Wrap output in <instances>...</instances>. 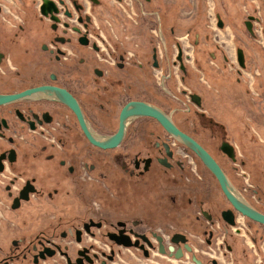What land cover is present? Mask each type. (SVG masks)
I'll use <instances>...</instances> for the list:
<instances>
[{
  "label": "flooded vegetation",
  "instance_id": "flooded-vegetation-1",
  "mask_svg": "<svg viewBox=\"0 0 264 264\" xmlns=\"http://www.w3.org/2000/svg\"><path fill=\"white\" fill-rule=\"evenodd\" d=\"M54 1L59 10L55 13L58 21H54L51 14H42L41 0L38 13L44 22L9 24L5 23V0H0V94H18L41 86L65 88L77 99L92 126L103 134L118 130L120 112L129 101H148L170 112L165 105L154 100L129 97L138 87L139 66H145L139 65L138 57L129 63L124 53L118 54L116 61L111 63L110 54L100 44L105 40H98L97 36L102 34L95 32L86 1ZM89 2L96 5L101 0ZM24 37L26 39L21 42ZM100 52L104 53L102 58L98 56ZM164 57L157 47H151L145 62L149 68H159ZM176 57L175 63H181L182 70L186 72L182 49L178 50ZM128 65H131L130 69ZM170 77L173 76L165 73L163 87H168L166 80ZM149 78L151 90L153 78L150 74ZM193 94H190V100L198 105ZM91 101L98 102L103 113L108 111L105 106L124 102L115 120L116 127L109 131L100 128L90 114L88 106ZM174 110L175 122L189 133L178 120L179 108ZM105 119L113 124L114 115L111 116L110 112ZM141 119L154 120L160 126V132L152 131L151 136L138 134L143 128L135 126V123ZM150 137L153 140H146L147 146L134 154L115 151L125 146L129 138L133 141ZM185 148L152 117L137 118L130 123L119 145L103 149L89 141L75 112L62 102L25 96L0 104V264H70L69 259L74 264H159L160 261L162 264H221L206 251L203 253L208 257H201L188 232H164L153 227L148 219L132 217L131 214L112 217L105 212H90L89 208L79 209L76 213L64 211V208L60 213L57 210L59 205L69 208L73 205L71 200H57L59 191L70 193L84 189L90 175L99 170L100 159L107 151L112 156L107 160L118 166L123 177L146 179L153 176L154 179L178 170L183 178V173L190 166L179 150L193 158L198 157ZM90 158L95 161L90 162ZM102 174L99 177L103 179L106 174ZM171 177L175 178L174 175ZM230 206L228 209L233 208L231 203ZM213 212L212 208L203 210L209 223L215 220ZM223 222L232 229L231 224ZM214 229L205 230V244L208 246L214 244ZM175 234H183L187 240L175 243ZM88 237L100 241H89ZM121 240H131L134 245L118 244ZM252 242L255 244L253 238ZM101 243H106V246ZM162 245L165 252L161 251ZM190 247L191 250L188 249ZM226 248L229 251L228 246ZM180 250L183 255L177 258L176 253ZM143 259L148 262H143Z\"/></svg>",
  "mask_w": 264,
  "mask_h": 264
},
{
  "label": "rangeland",
  "instance_id": "rangeland-1",
  "mask_svg": "<svg viewBox=\"0 0 264 264\" xmlns=\"http://www.w3.org/2000/svg\"><path fill=\"white\" fill-rule=\"evenodd\" d=\"M26 1L29 6L26 5ZM40 1L5 0V23H25L27 16L25 14L28 11L32 15L31 22H44L40 19L41 16L38 13ZM84 1H86L89 14L93 17L95 32L102 34V36H97L98 40H105L104 44H100L110 54L111 63L116 61L118 54L124 53L129 63L133 61V58L138 57L139 65L142 63L145 66V68L139 66L138 87L136 86L135 92H131L129 97L132 99L154 100L156 103L165 105L170 112L175 107L176 109L179 108L180 113L177 115L183 121L181 123L182 127H185L189 133L198 138L216 156L237 189L255 207L264 212V142L259 140L257 126L249 124L247 128L243 129L241 126L238 130L236 129V131L230 133L229 127L216 123L215 119L219 120L220 118L214 115L215 106L217 105L215 100L223 96V103L228 102L224 95H216V89L220 90V88L212 84L209 86L208 83H205L201 87L205 94L204 105L198 106L190 100V94L198 89L199 78L200 81H205L203 73L198 75V78L193 75L196 52L199 50L196 39L202 34H207L214 44L221 45V48L224 49L227 61L224 62L223 69L225 71L227 69L229 72L226 71L225 74L223 71V76L228 74L231 77L233 72L240 71L244 79L243 82L248 85V88H251V94L254 97L257 96L258 92L254 89L255 77L258 75L257 68L240 67L236 60V47L233 45L231 49L229 48V37L225 33L227 32L230 35L232 30L235 38L240 41L238 42L239 47L246 52L250 50L251 55L261 53L264 56V0H187L178 17L173 14L175 7L171 3L173 0H149L150 2L140 0L143 2L144 10L150 11L151 8L152 13V8L160 10V15L148 16L140 14L143 7L136 0H101L96 5L89 2V0ZM146 5L149 6V10L146 9ZM162 6L172 7V13L164 10L167 12L163 11V15L161 13ZM220 18L224 22L223 28L218 25ZM159 27L162 29L165 44L162 41ZM171 27L174 29L173 32H170ZM170 33L173 34L170 35ZM168 35L171 40H168ZM25 39L26 37L22 38L21 42ZM151 47H157L160 54L165 55L159 68H149L148 62H145L150 55ZM181 49L185 55L186 72L182 70L181 63H175L178 59L176 57L178 50ZM102 54L104 53H99V58H102ZM208 63L217 66L211 57H209ZM131 65H128L129 69ZM165 73L173 76L166 80L168 87L162 86ZM149 74L153 78V88L151 90L149 89ZM161 87L164 90H161ZM166 91L170 94H167ZM173 91L179 94V97L174 96ZM223 91L221 90L222 94H224ZM101 101L104 102L105 100ZM122 104L124 102L113 104L111 107L105 106V109L108 110L106 113L101 111L98 102L94 101L92 103L91 101L88 107L90 114L100 124V128L109 131L117 125L115 120ZM255 106L257 107V105ZM235 107L242 106L240 102H236ZM257 110L262 112L257 108L250 113L255 120L258 117ZM110 112L111 116L114 115L113 124L105 119L106 116L110 115ZM202 113L205 116H202ZM211 114L216 117H211L215 122L210 121ZM262 120L261 117L259 122H263ZM183 124L185 125L183 126ZM135 126L143 128L138 132L142 136H151L153 135L152 131L160 132V126L154 123L152 119L138 120ZM164 135L166 136L165 133ZM130 139L127 140L125 146L115 151L134 154L139 150H143L144 146H147L148 142L153 140L152 137L149 139L135 138L133 141ZM223 141L234 146L235 159L229 157L221 149ZM179 152L186 156L188 166H190L183 173V178L178 174V170H173L166 175H161L160 178L152 179L153 176H148L146 179H140L123 177L118 166L112 160H110L111 162L107 160L112 157L111 152L107 151L100 159L98 166L100 171L96 170L94 174L90 175L85 187L83 186L84 189L72 190L70 193L59 191L57 200H71V204L74 206L72 205L69 208L59 205L57 210L60 213L61 208H64V211L76 213L79 209L89 208L90 212H105L112 217L120 214H131L132 217L145 218L149 220L153 227L164 232L166 230L188 232L201 257L205 259L207 255L203 251H206L209 254H216L215 259L217 258L220 263L224 262V257L227 264H230L231 252L226 250L227 244L225 243L228 228L226 224L224 227L222 218V211L231 208L230 203L224 196L218 181L202 161L198 157L193 158L187 155L188 153L182 150H179ZM89 160L90 162L95 161L93 158ZM105 160L109 163H106ZM109 171L110 175H108ZM102 173L106 174L103 179L99 177V174ZM173 175L175 176L174 179L171 177ZM172 198H175V200ZM211 208L214 210L213 217L215 220L209 223L203 210ZM236 216L239 227L243 226L248 237L241 232H235L232 229L231 231L241 235L248 245H255L248 233L251 231L250 227L258 225L264 228V225L255 223L243 216L239 217L240 213H236ZM209 228H215L214 244L212 246L205 244V230ZM166 235L168 234L166 233ZM202 236H204V239L201 238ZM87 239L89 241H100L93 237ZM105 244L101 243L104 247ZM121 259L124 258L121 257ZM143 262L148 261L143 259ZM159 264H162V262L160 261Z\"/></svg>",
  "mask_w": 264,
  "mask_h": 264
},
{
  "label": "crops",
  "instance_id": "crops-1",
  "mask_svg": "<svg viewBox=\"0 0 264 264\" xmlns=\"http://www.w3.org/2000/svg\"><path fill=\"white\" fill-rule=\"evenodd\" d=\"M140 6L143 7V2L140 0H136ZM147 0L146 2H148ZM150 2V1H149ZM187 0H173L172 5H175L173 14L178 17V14L180 11L183 9V6H185ZM170 3V4H171ZM196 3V2H195ZM168 4V5H170ZM197 4V3H196ZM26 5L29 6V3L26 1ZM152 6V5H150ZM167 6V5H166ZM233 6V5H232ZM149 6L146 5V9H148ZM177 7V8H176ZM26 8V7H25ZM139 9V8H137ZM140 10V9H139ZM153 13L151 11H146L144 10V7L142 9V12L140 11L141 15H160V10L159 9H153ZM170 11L172 13V7H163L162 6V14L164 15V12ZM164 11V12H163ZM176 14H175V13ZM26 22L28 23H33L32 21V15L28 11L26 12ZM171 16V15H170ZM200 16V14H198ZM30 21V22H29ZM180 21V19H179ZM167 22V21H166ZM222 22V24H220ZM180 24V23H179ZM165 25V21H164ZM218 25L223 28L224 27V22L222 18L218 21ZM172 28V27H171ZM172 30V31H171ZM170 32H173L174 29L172 28ZM173 33H170L172 35ZM229 37V43L230 46L229 48L233 45H235L236 49V60L240 67L242 65L240 64L239 61V51L243 52V60H244V68H257L258 75L255 77V84H254V89L257 90L258 94L257 96H253L251 93V88H248V85L244 83V79L241 76L242 73L240 74V71L238 72H233L231 77L227 75L223 76L226 71L229 72V70L226 69V71L223 69L224 62L227 61V55L224 53V49L221 48V45L214 44L210 38H208V35L202 34L199 38L196 39L197 42V47L198 51L196 52V57H195V67L193 70V75L197 76L202 74L204 75V82L198 81V89L194 90V93L199 95L202 101V105L205 103V94L204 91L201 89L205 83H208L209 86L211 84L213 86H216L219 89H216V95H224L228 103H223V96L221 98L216 99L217 105L215 106V113L214 115L216 117H219L220 119L218 120L215 116L210 115V121L216 123H220L227 128L229 127V132L232 133L238 130L239 128H247V126L250 124L251 126L256 125L257 126V132H258V137L259 140L264 142V56L260 54H255L251 55L250 50L248 52L244 51L241 47H239L237 38L233 35V32L231 30L230 35L225 33ZM139 37V35H137ZM168 40L170 39V36H167ZM238 46V47H237ZM205 51V52H204ZM259 52V51H257ZM209 57L213 58V61L217 64V66H213L208 63ZM205 87V86H204ZM221 90H224V94H222ZM263 95V96H262ZM225 100V101H226ZM224 101V102H225ZM236 102H240L242 107H235ZM257 105V107L255 106ZM259 108L262 110V112L258 111V117L255 120L253 118V115H251V112H254L255 109ZM263 122H259L261 117ZM211 117L216 118L215 121L211 119ZM180 124L183 123L180 118H178ZM185 124H183L184 126ZM186 131L187 129L183 127ZM244 134V132H242ZM226 225L224 224V227ZM228 228V226H226ZM251 231H250V238L252 237L255 245L251 246L248 245L245 240H243V237L239 234H236L235 232L231 231L229 228L227 230V235L225 239V243L227 244L229 251L231 252L230 254V264H264V228L261 226L259 227L258 225L251 226ZM201 238L204 239V236ZM251 238V239H252ZM224 262H221V264H227V260L223 257Z\"/></svg>",
  "mask_w": 264,
  "mask_h": 264
},
{
  "label": "water",
  "instance_id": "water-1",
  "mask_svg": "<svg viewBox=\"0 0 264 264\" xmlns=\"http://www.w3.org/2000/svg\"><path fill=\"white\" fill-rule=\"evenodd\" d=\"M63 2L64 1L61 0V3ZM58 11V7L54 0H43V3L41 5L42 14L46 16L51 14V18L54 21H58L59 19L55 14ZM220 24H222V22H220ZM159 31L162 37V41L164 42L161 27H159ZM239 61L240 64L244 66L242 51H239ZM155 65L157 66V64ZM25 96L32 98H49L66 104L77 115L81 128L83 129L89 141L92 144L103 149H109L119 145L127 132L128 126L137 118H155L169 133L171 138L175 139L176 141L193 151L202 160V162L209 169V171L216 177L224 195L233 207L232 209L224 210L222 212V217L224 221H226L228 224L234 225L236 222V213H240L245 217L264 225V212L255 207L247 199V197L239 189H237V187L234 185L224 168L213 157V155L198 140H196L192 135L185 132L177 125L173 118V113L175 112V110L167 112L158 105L148 101H129L124 105L120 112L118 130L112 134H103L97 131L92 126V124L83 114V111L77 99L65 88L57 86H41L29 89L23 93L18 94H0V104L11 102ZM192 97L198 105L201 104V98L199 95L193 94ZM221 149L229 157L235 159V150L232 144L225 141L222 143ZM186 240L187 238L183 234H175L173 237V241L175 243H179L181 241L184 242ZM118 244H123L125 246L134 245L131 240H121L118 241ZM188 249L191 250V247ZM161 251L165 252L163 245L161 246ZM182 255L183 254L181 253V250L180 252L176 253L177 258L182 257ZM193 259L198 263H201V261L198 260L196 256H193ZM69 261L70 264H74L71 262V259H69ZM214 262L216 263L217 261L214 260Z\"/></svg>",
  "mask_w": 264,
  "mask_h": 264
},
{
  "label": "built area",
  "instance_id": "built-area-1",
  "mask_svg": "<svg viewBox=\"0 0 264 264\" xmlns=\"http://www.w3.org/2000/svg\"><path fill=\"white\" fill-rule=\"evenodd\" d=\"M241 216H243V217H245L244 215H241L240 214V216L239 217H241ZM232 230H234L235 232H241L242 234H246V231H244V229H243V226H241V227H239V221L237 220V223L236 224H234V225H232ZM249 233V232H248ZM246 236H247V234H246ZM248 237V236H247ZM222 244V243H221ZM254 246V245H253ZM226 250H227V248H226ZM210 255H212L213 257H216L215 255L216 254H212V253H210Z\"/></svg>",
  "mask_w": 264,
  "mask_h": 264
},
{
  "label": "trees",
  "instance_id": "trees-1",
  "mask_svg": "<svg viewBox=\"0 0 264 264\" xmlns=\"http://www.w3.org/2000/svg\"><path fill=\"white\" fill-rule=\"evenodd\" d=\"M187 150H189V149H187ZM213 175V174H212Z\"/></svg>",
  "mask_w": 264,
  "mask_h": 264
}]
</instances>
